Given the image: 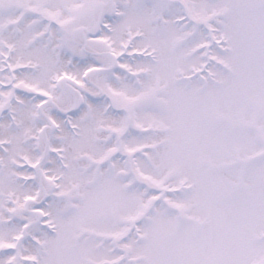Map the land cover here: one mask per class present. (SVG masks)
I'll list each match as a JSON object with an SVG mask.
<instances>
[{"label": "snow or ice", "instance_id": "1", "mask_svg": "<svg viewBox=\"0 0 264 264\" xmlns=\"http://www.w3.org/2000/svg\"><path fill=\"white\" fill-rule=\"evenodd\" d=\"M0 264H264V0H0Z\"/></svg>", "mask_w": 264, "mask_h": 264}]
</instances>
